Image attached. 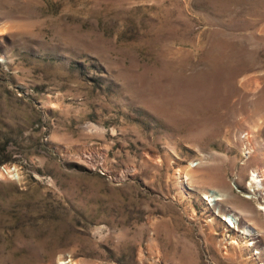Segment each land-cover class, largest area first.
<instances>
[{"label":"rangeland","instance_id":"374dc122","mask_svg":"<svg viewBox=\"0 0 264 264\" xmlns=\"http://www.w3.org/2000/svg\"><path fill=\"white\" fill-rule=\"evenodd\" d=\"M263 206L264 0H0V264H264Z\"/></svg>","mask_w":264,"mask_h":264},{"label":"bare ground","instance_id":"6f19581e","mask_svg":"<svg viewBox=\"0 0 264 264\" xmlns=\"http://www.w3.org/2000/svg\"><path fill=\"white\" fill-rule=\"evenodd\" d=\"M254 177V180L256 181V183H258V178H256V175L254 174L253 175ZM225 196V194L224 193H216V194H214V196L211 198V199H213V200H216V199H220V198H223ZM249 196V195H248ZM229 197V196H228ZM224 199H226V198H224ZM263 208H264V206H263ZM262 208V209H263ZM228 217V216H227ZM231 220H233V219H231ZM233 225L235 224V223H232ZM248 244H250V243H248Z\"/></svg>","mask_w":264,"mask_h":264}]
</instances>
